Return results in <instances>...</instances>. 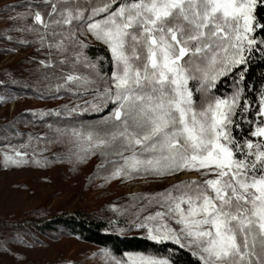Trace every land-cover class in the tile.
Masks as SVG:
<instances>
[{
    "label": "snow or ice",
    "instance_id": "6c2138e0",
    "mask_svg": "<svg viewBox=\"0 0 264 264\" xmlns=\"http://www.w3.org/2000/svg\"><path fill=\"white\" fill-rule=\"evenodd\" d=\"M258 4L264 8V0H26L27 10L9 18L32 20L17 31L34 40L21 43L49 50L39 65L57 70L50 94L72 99L28 110L56 119L46 125L51 138L42 132L0 145V166L29 163L35 139L65 145L77 162L98 153L97 167L111 166L104 180L194 172L145 194L130 223L188 252L193 264H264V75L259 86L246 82L252 62L264 60ZM92 41L108 56L90 57ZM229 78V90L219 91ZM88 113L100 114V124L76 123ZM99 252L103 264H175L179 254Z\"/></svg>",
    "mask_w": 264,
    "mask_h": 264
},
{
    "label": "rangeland",
    "instance_id": "374dc122",
    "mask_svg": "<svg viewBox=\"0 0 264 264\" xmlns=\"http://www.w3.org/2000/svg\"><path fill=\"white\" fill-rule=\"evenodd\" d=\"M16 1L18 0H0V68L10 65V70H17L16 76L22 80L31 77V70L44 69L39 65V60L47 57L42 51L45 48L41 49L38 43H21L24 39L34 40L33 35L11 29L7 25L9 9L6 6L13 5ZM23 2L24 0H19V12L25 11V8L22 9ZM24 24L20 19L19 27ZM17 38L19 43L14 41ZM92 43L100 44L96 41ZM34 60L37 66L33 68L30 63L31 61L34 63ZM3 96L7 99L0 102V126L14 119L16 127L20 130L26 128L33 132H44L51 138L52 134L47 127L42 128L40 125L30 123L23 114L29 112L28 110H35L38 113L57 107L61 104L60 100L45 102L33 98H20L11 93ZM27 140L28 137L19 144ZM27 152L29 163L10 166L8 169L0 166V221L20 218L29 226L32 221L41 217L59 214L64 210L68 212L77 210L105 218L112 216V220L116 222L121 220L119 215L131 222L136 219L145 194L159 192L179 180L196 175L194 172H185L162 178L135 176L132 179L104 180L111 166L99 169L97 165L101 162V157L98 153L77 162L69 158L65 145L45 144L35 139L31 141ZM112 205L116 206L115 210ZM150 211H155V207H149L143 214L146 215ZM128 232L146 231L130 229ZM17 234L19 231H15L14 228L11 230L0 228V245H3L0 247V264H69V262L103 264L104 258L99 252L101 247L76 237L58 233L46 235L33 227H28L25 235H19L27 241H34L33 244L20 243L16 239Z\"/></svg>",
    "mask_w": 264,
    "mask_h": 264
},
{
    "label": "trees",
    "instance_id": "16d2710c",
    "mask_svg": "<svg viewBox=\"0 0 264 264\" xmlns=\"http://www.w3.org/2000/svg\"><path fill=\"white\" fill-rule=\"evenodd\" d=\"M83 2V0H81ZM101 2V0H91L93 5ZM13 5H19V0ZM22 9L27 10L26 0L22 4ZM8 10H6L7 12ZM16 12H19V6L15 10L9 9L7 17V25L9 28L17 30L19 28V20H12L9 17L15 16ZM258 13L264 15V8H261L258 4ZM23 23H32L30 18L22 19ZM13 39V38H12ZM16 43H19V38L14 39ZM33 41V40H32ZM34 44V42H32ZM92 47L87 49V54L95 59L97 56L105 57L108 53L103 45L92 43ZM31 46V45H30ZM46 49V50H45ZM43 53H47L49 50L45 48ZM54 51V50H53ZM110 59V58H109ZM35 61V60H34ZM32 67H36V61L30 63ZM104 70L110 72V65L105 63L103 65ZM83 69H81L82 71ZM17 70H10V65H5L0 68V81H4V84H0V96L6 95V93H11L20 98H33L36 100H42L45 102H51L55 100H60V107L64 104H68L72 97L65 92L61 91L59 97H54L50 93L54 92V87H50L49 74L56 72V69H37L36 71H30V78L19 79L16 76ZM264 75V60L259 57L254 60L249 68L247 81L255 82L257 86L262 82L261 76ZM29 77V76H28ZM56 81L51 79V84L54 85ZM230 85L229 80H224L221 82L219 91H228L227 87ZM103 87V85H101ZM88 98L87 96L83 99ZM199 103L200 97H196ZM2 102V101H0ZM57 107H52L54 109ZM48 110V109H46ZM26 119L33 123L34 125H40L42 128L50 122L56 123L54 117H46L44 119L36 118L34 119L30 111L23 114ZM106 115V113H105ZM26 120V121H27ZM102 120L100 114L88 113L81 117L76 123H84L85 125H99ZM66 123L68 121H65ZM42 132H33L30 129L22 128L21 130L16 127L14 119L8 120L4 125L0 126V144L4 143H14L19 144L24 138L32 134L35 137L37 134ZM50 137V136H49ZM121 220L116 222V224L110 226L109 221L112 220V216L105 218L103 216H96L92 214H87L74 211H62L59 214H50L46 217H41L37 220L32 221L29 226H26L24 220H1L0 228L11 230L14 228L15 231H19L22 236L27 233V228L33 227L43 234H61L66 236L76 237L84 242L92 243L101 248H108L111 250L112 254L117 258L123 257L125 252H140L148 255H153L157 257H168L172 252L178 251V255L174 256L173 259L175 264H193V259L188 252L184 250H178L177 246L172 242H154L147 238L146 232L144 233H130V229H136L133 224L129 222L126 217L119 216ZM118 229H123V231H118ZM142 230V229H140Z\"/></svg>",
    "mask_w": 264,
    "mask_h": 264
}]
</instances>
